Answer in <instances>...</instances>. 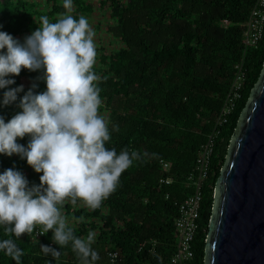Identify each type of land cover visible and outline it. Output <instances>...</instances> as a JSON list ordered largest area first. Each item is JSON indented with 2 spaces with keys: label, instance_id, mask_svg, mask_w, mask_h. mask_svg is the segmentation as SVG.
Here are the masks:
<instances>
[{
  "label": "trees",
  "instance_id": "16d2710c",
  "mask_svg": "<svg viewBox=\"0 0 264 264\" xmlns=\"http://www.w3.org/2000/svg\"><path fill=\"white\" fill-rule=\"evenodd\" d=\"M255 0H73V15L90 19L96 7L108 12L106 31L119 43L110 51L99 42L95 73L101 77V115L109 121L111 135L106 147L117 154L136 151L138 159L122 172L119 184L99 208L92 210L83 201L67 202L62 208L68 227L77 237L95 233L91 245L99 259L106 255L109 264H171L176 246L174 220L178 205L192 194L189 173L199 150L212 130L235 75L236 64L243 59L247 69L243 96L221 128L215 141L208 176L203 184L200 228L194 240V264H204L205 245L214 203L217 179L223 168L232 135L237 127L252 88L264 66V33L256 48L244 51V22ZM63 0H0V31L21 43L39 28L41 16L51 22L65 13ZM100 24V23H99ZM97 25V27L99 26ZM3 51L6 52V49ZM43 70L29 71L9 78L24 86L17 101L4 106L0 89V116L5 122L21 112L20 99L32 87L46 91V81L37 79ZM118 126L119 130H114ZM30 136L18 138L27 147ZM162 161L168 166L163 167ZM13 168L29 181L40 184V176L18 154H0V173ZM166 177L169 184H161ZM82 218V219H81ZM53 230L38 239L22 234L12 238L23 251L21 264H81L71 243L64 248L52 239ZM41 245L61 252L59 261L44 255ZM110 250H118L120 259L111 263ZM0 264H17L0 251Z\"/></svg>",
  "mask_w": 264,
  "mask_h": 264
},
{
  "label": "clouds",
  "instance_id": "9594fccd",
  "mask_svg": "<svg viewBox=\"0 0 264 264\" xmlns=\"http://www.w3.org/2000/svg\"><path fill=\"white\" fill-rule=\"evenodd\" d=\"M63 7L66 12L55 22L41 16L39 28L23 43L0 31V89L8 88L3 105L17 101L24 91L23 85L8 87L15 83L9 77L18 76L22 69L43 70L37 79L47 86L46 91L36 93L38 85L33 83L20 99L22 111L7 122L0 116V154H18L37 173H43L40 184L31 187L18 170L0 173V226L6 236L17 239L22 234L32 237L37 228L39 234L53 230L55 243L63 248L71 243L81 264H95L99 259L91 247L95 233L77 237L62 208L77 200L92 210L99 208L139 154H129L127 149L117 154L115 148L106 147L111 135L109 121L99 112L101 77L94 71L95 31L86 17L71 15L73 0H63ZM26 135L30 136L27 147L18 143ZM40 248L45 256L51 254L59 261L60 251L48 245ZM0 251L21 264L24 253L14 239L0 240Z\"/></svg>",
  "mask_w": 264,
  "mask_h": 264
},
{
  "label": "water",
  "instance_id": "95a60500",
  "mask_svg": "<svg viewBox=\"0 0 264 264\" xmlns=\"http://www.w3.org/2000/svg\"><path fill=\"white\" fill-rule=\"evenodd\" d=\"M204 264H264V66L216 182Z\"/></svg>",
  "mask_w": 264,
  "mask_h": 264
},
{
  "label": "built area",
  "instance_id": "2783aa9c",
  "mask_svg": "<svg viewBox=\"0 0 264 264\" xmlns=\"http://www.w3.org/2000/svg\"><path fill=\"white\" fill-rule=\"evenodd\" d=\"M264 33V0H255L250 13L244 22V51L248 48H256ZM235 75L224 98L223 105L213 124L212 130L207 134L199 153L195 166L189 173L188 180L193 185L192 194L183 199L178 205V215L174 220V238L176 246L170 257L171 264H194V240L200 228V208L203 199V184L208 176L211 158L213 156L215 141L221 132V128L229 122L237 102L243 96L244 84L247 76V69L241 59L235 66ZM163 167L168 164L162 161ZM170 179L163 177L161 184H169ZM36 232L38 233L36 235ZM39 228L34 232V237L39 238ZM108 258L111 263L120 259L118 250H110Z\"/></svg>",
  "mask_w": 264,
  "mask_h": 264
},
{
  "label": "rangeland",
  "instance_id": "374dc122",
  "mask_svg": "<svg viewBox=\"0 0 264 264\" xmlns=\"http://www.w3.org/2000/svg\"><path fill=\"white\" fill-rule=\"evenodd\" d=\"M32 2H37L38 5L42 3L44 0H30ZM109 17H108V12L102 8L96 7L95 13H93L89 19V23L93 30L95 31V36H94V41L95 44L97 45L99 42L104 44L106 49L108 51L117 48L119 46V43L114 40L110 34L107 33L106 27H107V22H109ZM100 23V24H99ZM99 26L97 27V25ZM100 260L106 261V264H109L107 257L104 254H101Z\"/></svg>",
  "mask_w": 264,
  "mask_h": 264
}]
</instances>
